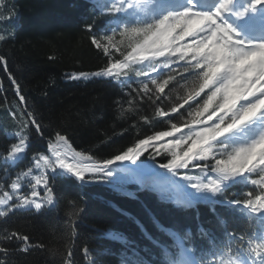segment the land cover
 I'll list each match as a JSON object with an SVG mask.
<instances>
[{"label":"trees","instance_id":"trees-1","mask_svg":"<svg viewBox=\"0 0 264 264\" xmlns=\"http://www.w3.org/2000/svg\"><path fill=\"white\" fill-rule=\"evenodd\" d=\"M115 2L0 0V172L7 169L1 159L16 136L29 144L22 161L9 170L21 172L33 155L47 151L57 132L90 164L104 166L81 182L64 171L49 175L52 206L0 217V261L128 264L130 257L139 264H165L176 259L177 237L199 264H250L246 243L264 244V212L253 213L239 202L264 195V187L251 183L260 179L258 171L228 179L191 165L170 171L162 166L168 161L164 154L157 159L160 165L146 162L147 151L124 165L109 166L139 140L170 130L171 123L188 132L184 125L193 117L190 111L212 90L192 100L201 70L192 61L196 55L189 54L173 58L172 69L146 91L134 83L119 87L111 76L70 79L121 61L92 43L116 38L108 32L114 18L109 5ZM125 23L127 28L134 24ZM164 87L165 93L158 94L157 88ZM158 107L167 115L157 116ZM258 135L249 126L227 139L243 147ZM211 179L220 181L217 191L193 187ZM150 185L175 199L159 197L147 190Z\"/></svg>","mask_w":264,"mask_h":264},{"label":"snow or ice","instance_id":"snow-or-ice-1","mask_svg":"<svg viewBox=\"0 0 264 264\" xmlns=\"http://www.w3.org/2000/svg\"><path fill=\"white\" fill-rule=\"evenodd\" d=\"M191 3L192 0H189V5ZM230 3H232V0H220V3L211 11H197L189 6L180 11L165 14L155 22L157 31L168 27L170 23L172 27L179 24L180 27L176 28L171 38L174 39L176 36H180V41L189 35H197L202 32L210 34L194 43L199 56L192 61L201 72L200 84L195 90L197 95L192 100L205 89L211 87L212 90L202 104H199L194 111H190L194 119L185 121L184 126L188 129L187 133H182L181 127L177 123H171L170 130L157 131L154 135L139 140L134 146L128 147L122 154L117 155V160L135 159L151 148L155 156H160L161 152L168 153L171 158L162 166L170 171L189 169L191 165L199 169L200 172L203 171L209 174L210 170V173L219 175L221 179L258 171L260 179H253L251 183L264 187V134L250 144L229 152L217 153L213 147V142L219 140L225 134L251 121L258 114L264 115V42L245 44L244 41L233 39L238 34L235 33L229 23L222 22L223 13L229 11L228 5ZM260 5H264V0H251L248 7L249 9H255ZM119 10V8H114V11ZM234 14L237 17H243L245 12L238 11ZM184 28H188V31H184ZM177 29H180L179 33H177ZM169 30L171 31V29ZM142 31L143 29L140 28L128 29L129 39L135 38V34ZM109 39L111 38L109 37ZM92 43L97 45V48L101 47L97 40H93ZM104 51L107 52V48ZM189 55L192 57L196 53H190ZM217 56H221V59L217 60ZM130 58V56H126L124 60L128 61ZM128 67L127 62L110 63L103 71L79 73L78 76L72 74L69 78H86L89 75L119 78L121 73L117 70L127 69ZM157 92L158 94H164L165 87L157 88ZM159 98L162 99L161 95H159ZM240 101H245V104H241ZM180 107H183V105H180ZM177 111L176 106L171 108L172 113ZM156 115L164 117L167 113L161 107H158L156 108ZM193 125L199 127L194 129ZM37 127H40L38 122ZM175 133H181L179 138L170 139L167 143H159L165 137H173ZM56 139L64 142L65 136L57 132ZM25 142V139H20L18 143L11 146L8 155L12 156L22 152ZM221 147L225 146L221 145ZM52 153L54 161L43 155L38 157L35 169L40 170V174L32 176L30 182L31 197H17L19 206H27L33 201H35L33 205L35 209H40L43 206L41 202L37 201L39 195L37 188L42 186L47 188L48 181L44 175L45 170L54 166H62L77 169L85 175L86 172L90 173L104 168L101 163H95L87 169L72 163L59 165L56 162L66 161V158H62L61 153L54 148H52ZM209 159H214L215 163L210 166L207 164L202 166L199 163L193 164L194 161H208ZM41 162H43V167ZM30 172H34V170L21 172L11 183V189L13 191L18 190L21 187L19 183L21 177L29 176ZM219 183L218 179H211L206 184H193V187L217 191ZM43 197L47 202H52L51 189L44 191ZM10 200H12V196L8 192H4L3 196L0 197V205L8 207ZM239 203H242L244 207L253 213L264 212V195H255L254 199L249 195L247 199ZM15 207L17 205L8 207L9 211H12ZM6 214L0 213V216ZM13 236L20 238L16 233H13ZM22 239L27 242L28 237H22ZM250 250L256 257L264 256V244L254 243ZM0 264H4V262L0 261Z\"/></svg>","mask_w":264,"mask_h":264},{"label":"rangeland","instance_id":"rangeland-1","mask_svg":"<svg viewBox=\"0 0 264 264\" xmlns=\"http://www.w3.org/2000/svg\"><path fill=\"white\" fill-rule=\"evenodd\" d=\"M127 1L132 2V3L128 2L123 5H120V4L114 5L113 3L110 4V9H113L110 12L114 14V17H115L114 27L113 29H111V31L115 30L117 31V34H116V38H114V41L112 40L106 41L105 44L101 45L100 48L103 51L105 48H107V52L112 51L114 52L115 55H119L121 61L117 63H123V62L128 63L129 67L127 68L126 74L122 75L123 79L116 80L119 85H121L122 87H127L129 86L131 82L130 78H137L136 83L139 86L141 85L143 87V90H145L144 89L145 86H147L148 84H154L156 82L160 71L162 72L164 70H169L171 68L170 65L174 57H181L183 55H187V54L194 53V52L196 53L198 57L199 52L196 51V46L194 45V43L203 39L205 35H210V34L202 32L197 35H189L181 41H180L181 37L176 36L173 39L174 40L173 42V40L169 41L163 36V33H162L163 29L159 31L156 30L155 22L158 19H160L163 15L168 14L170 12H177L184 8H187V5L189 4V0H169V1H162V0L154 1L153 0V2H147V1L144 2L141 0H127ZM114 8H119L120 10L114 11ZM123 17L134 18L135 21L142 23V25L137 28L143 29V31L140 33H136L135 38L129 39V33L127 32L128 29L124 30L123 23L120 21ZM170 26H172V24ZM179 27H180L179 24H176L175 27H172L173 32L176 30V28H179ZM179 31L180 29H177V33H179ZM184 31H188V28H184ZM121 33H123V35H121ZM95 46L97 47V45ZM126 56H130L131 58L128 61H125L124 58ZM221 56H222V53H221ZM221 56H217L216 57L217 60H220ZM110 63H116V62H110ZM117 71H120V70L118 69ZM242 102L243 101H240V103ZM192 119H194V117H192ZM253 123H257L258 128L263 126L262 127L263 129L261 131L264 134V115L258 114L251 121L246 122L242 126H245L247 124L251 125ZM234 130H232L231 132H233ZM175 138H179V136L174 137V138L165 137L159 143L160 144L167 143L170 139H175ZM20 139H25V138L16 137V143H18ZM55 145L52 146V148L56 149L57 147L58 152L61 153L62 158H66V161L60 160L56 162L57 164L64 165V164H70V163L72 164L80 163V165H90V166L92 165L86 162L85 160H83L80 155H77L72 150H70L69 147L66 145V143L56 140ZM28 146L29 144H28V141L26 140L24 150L22 152H19L12 156H9L7 154L3 162L11 168L19 160H21L24 157ZM52 148L50 146L48 150V154L40 153L31 158V166L28 167L25 171L34 170V172H30L29 176L27 177H21L19 181L21 187L16 191H13L11 189V183L13 182V180L16 179L17 176L20 175V173L12 174L9 172V170L2 171V173L0 174V197L3 196L4 192H8L12 196V200L9 201L8 207L17 205V207L13 208V210L15 209H35L33 206L35 201L30 202L27 206H19L18 205L19 201L17 197L19 196H28L29 198L31 197L30 182L32 180V176L40 174V170L35 169L38 157L40 155H43V156L48 157L50 160L54 161ZM214 151H215V147H214ZM216 152L224 153L223 147H220L219 151H216ZM161 154H165V156L168 159L171 158L167 152H161ZM158 158L159 156H155L153 154V150L149 148L145 156V161L154 163V164H159L157 162ZM128 160L129 159H125V160L115 159L113 164L123 165ZM197 162L203 165L207 164L210 166L211 164L215 163V160L209 159L208 161H197ZM41 166L43 167V162H41ZM57 167L64 169V170H68V171L70 169L74 174H78L82 177H91L90 175H92L91 172L90 173L86 172L84 175L80 173L77 169H72L70 167L66 168L62 166H56V167L54 166L48 170H45L44 175L46 176V179L48 175H51L57 172L55 170ZM116 179L119 180V179H124V178H122L121 175H117ZM47 189L48 187L45 188L43 186L37 188V191L39 193L37 197V201L42 203L43 206L41 208L48 207L52 204V202L50 203L47 202L43 197V193ZM170 196L171 195L167 196V198L171 199ZM162 197L166 198V196L164 195ZM8 207H5L4 205H0V213H6L7 211H9ZM178 264H192V262L189 260L187 255H185L183 252L181 253L179 252V263Z\"/></svg>","mask_w":264,"mask_h":264},{"label":"bare ground","instance_id":"bare-ground-1","mask_svg":"<svg viewBox=\"0 0 264 264\" xmlns=\"http://www.w3.org/2000/svg\"><path fill=\"white\" fill-rule=\"evenodd\" d=\"M259 13V12H258ZM171 25V24H170ZM168 26V27H166V28H164L163 30H162V33H163V36L167 39V40H169V41H172L173 39L171 38V35H172V33H173V29H172V27L171 26ZM169 29H171V31L169 30ZM173 42H174V40H173ZM189 258H190V256H188ZM190 261H192L193 263H194V261L192 260V258H190ZM195 264V263H194Z\"/></svg>","mask_w":264,"mask_h":264}]
</instances>
